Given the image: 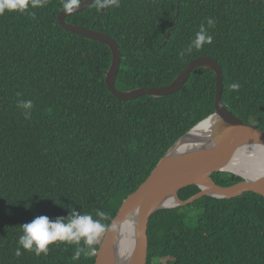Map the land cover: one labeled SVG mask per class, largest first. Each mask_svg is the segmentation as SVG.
<instances>
[{
	"label": "trees",
	"instance_id": "1",
	"mask_svg": "<svg viewBox=\"0 0 264 264\" xmlns=\"http://www.w3.org/2000/svg\"><path fill=\"white\" fill-rule=\"evenodd\" d=\"M82 1L46 0L0 15V264H94L104 236L78 261L74 245L59 243L47 255L21 248L17 257L20 227L42 215L66 218L69 206L94 218L104 211L102 222L111 224L168 149L214 113L216 75L209 69L192 71L164 98L112 95L104 77L109 47L58 22L62 10ZM94 1L66 22L116 42L118 90L167 86L194 59L211 57L221 67L224 106L264 132V0H119L104 12ZM209 18L212 44L181 58ZM234 82L238 91L229 88ZM19 100L33 102L30 118ZM211 179L221 187L242 181L224 172ZM199 192L189 186L178 196ZM147 237V264H264V197H203L158 211Z\"/></svg>",
	"mask_w": 264,
	"mask_h": 264
},
{
	"label": "water",
	"instance_id": "2",
	"mask_svg": "<svg viewBox=\"0 0 264 264\" xmlns=\"http://www.w3.org/2000/svg\"><path fill=\"white\" fill-rule=\"evenodd\" d=\"M93 2L94 0H84L62 10L58 22L66 31L109 47L112 60L109 69L104 72L105 83L112 95L120 101L134 100L141 96L164 98L172 95L182 88L191 72L196 69H209L216 75L214 113L179 138L160 159L148 178L123 201L111 222L116 224V230L104 235L94 262V264H147L148 224L151 216L158 211L185 207L203 197L232 199L247 192L264 197V175L257 179H247L229 169L236 153L245 146L260 145L264 149V132L254 125L245 123L224 106L221 67L211 57L194 59L167 86L118 90L116 78L121 66V52L116 42L106 34L66 22V18L89 8ZM109 6L110 3L104 5L101 11L104 12ZM212 118L215 122L203 140L202 138L194 140L188 143L190 147L180 148L181 144L188 142L192 131ZM218 172L232 174L242 181L228 187L218 186L211 179V175ZM189 186H197L200 192L183 201L178 193ZM131 221L134 224V230L132 228L131 232L133 242L129 252L123 257L120 254L121 235L124 234V227Z\"/></svg>",
	"mask_w": 264,
	"mask_h": 264
},
{
	"label": "clouds",
	"instance_id": "3",
	"mask_svg": "<svg viewBox=\"0 0 264 264\" xmlns=\"http://www.w3.org/2000/svg\"><path fill=\"white\" fill-rule=\"evenodd\" d=\"M119 6V0H99L103 7L106 4ZM46 0H0V15L5 12H26L29 8L44 7ZM34 15V13H32ZM215 21L211 18L207 20V27L202 23L199 30L195 33L194 38L187 47L180 51L179 56L183 58L193 50L202 49L205 45H211L213 35L210 34L209 28L213 27ZM241 85L232 83L230 90L238 91ZM17 106L24 109L25 118H30L33 102L31 100H19ZM28 207V206H27ZM70 215L58 217L55 220L48 216H38L31 222L22 225L20 228L22 234L19 236L18 245L15 255L19 257L22 252L21 248L28 252H33L39 256L47 255L50 245L64 244L74 245L75 252L72 260L78 261L81 254L90 255L96 251L94 245L99 238L109 232L116 230V224H106L102 221L109 217L107 213L101 210L96 211V217L89 213H79L68 208ZM83 245V246H81Z\"/></svg>",
	"mask_w": 264,
	"mask_h": 264
},
{
	"label": "bare ground",
	"instance_id": "4",
	"mask_svg": "<svg viewBox=\"0 0 264 264\" xmlns=\"http://www.w3.org/2000/svg\"><path fill=\"white\" fill-rule=\"evenodd\" d=\"M214 122L215 119L212 118L210 120L205 121L201 126L197 127L189 135L188 142H184L183 144H181L180 148L185 149L190 147L191 145L188 143H191L194 140L198 141V139L201 138H202L201 140H203V138L206 137L207 134L211 131ZM229 169L239 173V175H243L247 179L260 178V176L264 175L263 147L260 145H251V146H245L244 148L240 149L236 153L232 165L229 167ZM132 228L134 230V224L131 221V223H129L124 227V234L121 235L122 244L120 247V254L123 257L124 254L127 255V253L129 252L132 246V242H133V235L131 234Z\"/></svg>",
	"mask_w": 264,
	"mask_h": 264
},
{
	"label": "rangeland",
	"instance_id": "5",
	"mask_svg": "<svg viewBox=\"0 0 264 264\" xmlns=\"http://www.w3.org/2000/svg\"><path fill=\"white\" fill-rule=\"evenodd\" d=\"M192 214H193V215H197V212H196V211H193Z\"/></svg>",
	"mask_w": 264,
	"mask_h": 264
}]
</instances>
